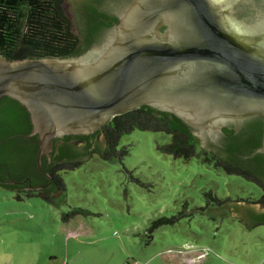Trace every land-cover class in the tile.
I'll return each mask as SVG.
<instances>
[{
  "label": "water",
  "instance_id": "obj_1",
  "mask_svg": "<svg viewBox=\"0 0 264 264\" xmlns=\"http://www.w3.org/2000/svg\"><path fill=\"white\" fill-rule=\"evenodd\" d=\"M83 1L62 0L79 35ZM101 7L116 21L78 56L0 54V101L9 97L29 113L26 137L38 136V167L49 179L43 162L56 138L96 133L142 106L179 118L203 148L229 125L264 121V0H103ZM257 154L264 155V132Z\"/></svg>",
  "mask_w": 264,
  "mask_h": 264
},
{
  "label": "rangeland",
  "instance_id": "obj_2",
  "mask_svg": "<svg viewBox=\"0 0 264 264\" xmlns=\"http://www.w3.org/2000/svg\"><path fill=\"white\" fill-rule=\"evenodd\" d=\"M169 141L164 132L125 134L123 161L95 154L64 173L67 191L55 203L18 200L0 186V264H264V224L248 227L226 206L262 189L199 157L157 149ZM74 207L92 212L69 222L75 237L58 226Z\"/></svg>",
  "mask_w": 264,
  "mask_h": 264
},
{
  "label": "trees",
  "instance_id": "obj_3",
  "mask_svg": "<svg viewBox=\"0 0 264 264\" xmlns=\"http://www.w3.org/2000/svg\"><path fill=\"white\" fill-rule=\"evenodd\" d=\"M102 1L84 0L82 7L76 9L79 35L62 8V0H0V54L13 60L80 55L99 41L112 19L116 21V17L102 9ZM135 129L169 134V142L157 144L163 153L176 158L199 157L208 165L257 184L262 189L258 199L226 201L234 204L233 212L249 225L264 224V155H251L262 143V118L246 121L237 134L232 128H224L219 145L211 143L210 148H203L199 137L179 118L142 106L114 117L96 133L56 138L51 160L44 157L43 162L50 180L38 167V136L26 137L32 130L29 113L19 102L4 97L0 101V186L16 191L18 200L35 196L55 203L67 191L64 173L76 170L95 154L105 160L123 161L131 149L129 145L119 146L120 140ZM29 184L49 185L29 189ZM255 204L263 209L257 210ZM91 214L86 208L74 207L62 215V222Z\"/></svg>",
  "mask_w": 264,
  "mask_h": 264
},
{
  "label": "crops",
  "instance_id": "obj_4",
  "mask_svg": "<svg viewBox=\"0 0 264 264\" xmlns=\"http://www.w3.org/2000/svg\"><path fill=\"white\" fill-rule=\"evenodd\" d=\"M82 225H84V227L86 226V224H84L83 222H82V224L80 225L81 227H82ZM59 227H60V231H62V232H65L67 235H69V236H73V237H75V236H77L78 234H79V230H77V231H72L71 229H70V224L69 223H59V225H58ZM78 233V234H77Z\"/></svg>",
  "mask_w": 264,
  "mask_h": 264
},
{
  "label": "flooded vegetation",
  "instance_id": "obj_5",
  "mask_svg": "<svg viewBox=\"0 0 264 264\" xmlns=\"http://www.w3.org/2000/svg\"><path fill=\"white\" fill-rule=\"evenodd\" d=\"M106 11H107V10H106ZM108 12H109V11H108ZM109 13L112 15L111 17H113V18L115 17V14H116L115 12H111V11H110ZM114 23H115V22H114V20L112 19V24L108 27V29L111 28L112 25H113ZM243 126H244V124L240 127L239 130H236L234 125H233V126H232V125H229L228 127H225V128H230V129L232 128V129L236 132V134H237V133L243 128ZM224 135H225V133L222 134V136L220 137V141L223 139ZM213 142H214V141H213ZM213 144H215V145H219L220 142H219V141H218V142H214ZM50 160H51V159H50ZM51 179H52V178H51ZM51 179H50V180H51ZM41 185H45L44 187H47L49 184H48V185H47V184H41Z\"/></svg>",
  "mask_w": 264,
  "mask_h": 264
}]
</instances>
